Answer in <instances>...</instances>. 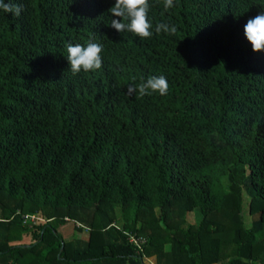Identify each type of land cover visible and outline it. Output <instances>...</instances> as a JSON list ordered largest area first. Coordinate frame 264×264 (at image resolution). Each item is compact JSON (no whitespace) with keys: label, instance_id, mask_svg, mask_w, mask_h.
Wrapping results in <instances>:
<instances>
[{"label":"trees","instance_id":"trees-1","mask_svg":"<svg viewBox=\"0 0 264 264\" xmlns=\"http://www.w3.org/2000/svg\"><path fill=\"white\" fill-rule=\"evenodd\" d=\"M12 3L18 17L0 9V264H264V50L244 35L264 0H149L148 39L110 27L115 0ZM90 41L102 67L73 75L66 45ZM160 75L166 95L127 94ZM64 218L86 238L65 239Z\"/></svg>","mask_w":264,"mask_h":264},{"label":"clouds","instance_id":"clouds-1","mask_svg":"<svg viewBox=\"0 0 264 264\" xmlns=\"http://www.w3.org/2000/svg\"><path fill=\"white\" fill-rule=\"evenodd\" d=\"M164 9L167 11L175 7L174 0H163ZM149 0H115V3L108 10L112 16L110 27L120 33L130 32L141 39H148L153 36V25L148 19L150 10ZM0 9L5 13H12L15 16L21 14L22 6L12 3V0H0ZM114 17V18H113ZM177 31L175 25L168 23H158L155 25V34L161 32L174 35ZM244 35L250 42L252 50L255 52L264 50V10L249 18L244 25ZM67 60L70 71L73 75L84 72L95 71L102 67L103 45L89 42L86 46L69 43L66 45ZM138 91L140 96L159 93L166 95L168 82L163 75L152 76L139 85H130L127 90L128 95Z\"/></svg>","mask_w":264,"mask_h":264},{"label":"rangeland","instance_id":"rangeland-1","mask_svg":"<svg viewBox=\"0 0 264 264\" xmlns=\"http://www.w3.org/2000/svg\"><path fill=\"white\" fill-rule=\"evenodd\" d=\"M200 216L198 214L197 211L192 212L189 217H188V221L191 223H197V221L199 220ZM65 222H63L62 224L59 225V230L60 232H62L63 236L65 239H72L75 236H79V237H83L86 238V231L79 233L75 226H74V221L73 220H69L68 218H64ZM31 235L30 234H23V237L19 240L20 242L26 243L28 244L31 241ZM165 249H168L169 246L166 244ZM144 263L145 264H153L154 262V257L152 256V258L148 257V258H144Z\"/></svg>","mask_w":264,"mask_h":264},{"label":"built area","instance_id":"built-area-1","mask_svg":"<svg viewBox=\"0 0 264 264\" xmlns=\"http://www.w3.org/2000/svg\"><path fill=\"white\" fill-rule=\"evenodd\" d=\"M23 223L29 224V226H33L38 221H44L45 218L38 216L37 214H29L24 213L21 214ZM119 228V227H118ZM127 235L128 242L134 244L138 249H141V244L144 242V239L141 237H137L134 234L124 232Z\"/></svg>","mask_w":264,"mask_h":264},{"label":"crops","instance_id":"crops-1","mask_svg":"<svg viewBox=\"0 0 264 264\" xmlns=\"http://www.w3.org/2000/svg\"><path fill=\"white\" fill-rule=\"evenodd\" d=\"M153 257H154V262H153V264H156L155 256H153ZM144 258H148V257H144ZM144 258H143V260H144ZM150 258H152V256H150Z\"/></svg>","mask_w":264,"mask_h":264}]
</instances>
